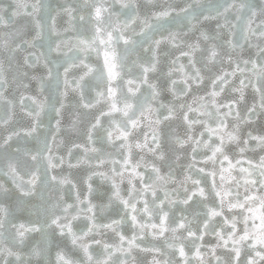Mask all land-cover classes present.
I'll return each instance as SVG.
<instances>
[{
	"label": "clouds",
	"instance_id": "clouds-1",
	"mask_svg": "<svg viewBox=\"0 0 264 264\" xmlns=\"http://www.w3.org/2000/svg\"><path fill=\"white\" fill-rule=\"evenodd\" d=\"M0 264H264V0H0Z\"/></svg>",
	"mask_w": 264,
	"mask_h": 264
}]
</instances>
